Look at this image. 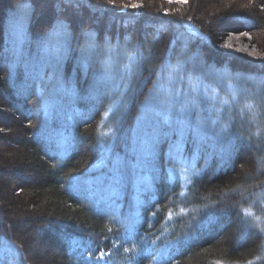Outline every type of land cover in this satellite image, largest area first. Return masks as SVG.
I'll list each match as a JSON object with an SVG mask.
<instances>
[{"label": "trees", "instance_id": "1", "mask_svg": "<svg viewBox=\"0 0 264 264\" xmlns=\"http://www.w3.org/2000/svg\"><path fill=\"white\" fill-rule=\"evenodd\" d=\"M31 2L0 0V135L3 141L8 135L5 149H9L0 164V248L11 242L22 252L19 259L15 255L0 258V264H85L90 252L93 262L103 252L106 264H264V168L258 162L264 156V108L246 107V98L239 95L232 101L226 86L213 85L217 87V98L211 103L222 108L224 122L230 124L234 134L237 130L244 133L245 138L235 137L232 159L225 160L220 145L208 141L192 160L193 145L189 141L185 145L187 161H193L190 166L200 175H193V167L187 175L189 163L165 158L169 150L165 141L160 146V171L152 191L140 194V199L146 201L143 205L137 206V193L131 182L116 205H98L84 184L90 179L98 187L97 177L107 171L93 169L100 157L98 145L112 143L115 152L128 154L139 108L125 120L123 132L118 133L121 139L114 142L112 130L117 127L119 112L104 116L113 107L109 100L93 110V102L85 98L88 84L83 77H74L72 63L66 65L65 75L69 80L75 79L78 97L74 101L71 97H63L62 101L57 98L47 113L37 100L35 87L25 90L23 67H18L10 80L11 55L6 50L11 46L12 20L17 6ZM136 2L115 0L113 5L107 0H79L72 4L68 0H42L34 5L28 30L35 39L57 18L76 22L77 28L83 24L85 29L99 19V25L94 26L101 32L111 22L108 34L114 43L117 34L121 40L128 35L132 37L130 51L139 42L145 55L151 51L158 57L170 40L191 27L208 37L206 42L199 37L189 42L190 49L200 51L207 64L217 68L226 65L233 72L246 75H264V70L258 68V57L219 47L229 32L249 31L252 39L247 38L248 41L264 52V12L259 7L264 0H189L185 5L169 4L168 0H139L141 8L123 6ZM164 9L179 11L165 16ZM188 16L193 19L183 27L169 24L186 21ZM176 51L178 55L179 42ZM193 83L198 91H203L202 84L195 80ZM192 86L187 78L176 84L180 89ZM207 95H212L211 87ZM221 98L230 101V113L228 105H221ZM72 108L80 115L69 120ZM258 128L260 136H253L249 145L247 135ZM63 136H70L77 146L62 156L59 141ZM258 141L260 151L256 147ZM169 168L174 169L172 179ZM70 173L81 181L80 193L69 190ZM26 223L31 227L30 233L27 225L22 226ZM189 233L192 238L185 241ZM90 234L99 238L93 239ZM72 241L79 243L74 246Z\"/></svg>", "mask_w": 264, "mask_h": 264}, {"label": "snow or ice", "instance_id": "2", "mask_svg": "<svg viewBox=\"0 0 264 264\" xmlns=\"http://www.w3.org/2000/svg\"><path fill=\"white\" fill-rule=\"evenodd\" d=\"M40 2L42 0H32L30 4L17 6L10 33L11 46L6 50L11 55V59L8 60V78L13 79L17 68L23 67L26 76L25 90L35 87L37 100L47 113L57 98L62 101L63 97H71L74 101L78 97L75 79L69 80L65 75L66 65L72 63L74 77H83L88 84L85 98L93 102V110H98L99 105L109 100L113 107H110L104 116H108L109 112L113 115L119 112L117 127L112 130L114 142L121 139L118 133L123 132L125 120L131 116L134 109L139 108L136 127L129 137L128 154L115 152L112 143L98 145L100 157L93 165V169L107 171L97 177L98 187L88 188L90 195L97 198L98 205L107 204L110 207L116 205V201L125 194L129 182L136 190L137 206L143 205L146 201L140 199V194L152 191L153 183L160 171L157 166L161 157L160 146L165 141L169 143V150L164 156L172 162H187L185 145L189 141L193 145L192 160L197 158L201 147L208 141L220 145V153L225 160L232 159L236 151L235 137L238 135L245 138L244 133L237 130L234 134L230 124L224 122L222 108L211 103L217 98V87L213 85L226 86L231 93L232 101L239 95L246 98V107L251 108L255 105L264 108V75H246L242 71L233 72L226 65L217 68L207 64L200 51L191 50L189 47L193 37H199L202 42L208 40L207 35L196 28L175 36L158 57L151 51L145 55L139 42L134 45V51H130L132 37L128 35H124L121 40L120 34H117L114 43L113 36L108 34L111 22L101 32L94 26L99 25V19L85 29L83 24L77 28L76 22H66L65 19L57 18L49 29L32 39L28 24L35 13L34 5ZM74 2L79 3V0H68L69 4ZM107 2L115 4V0ZM168 3L185 5L189 0H168ZM123 6L136 9L143 5L137 0L136 3ZM259 7L264 12V3ZM163 11L165 16H169L179 9ZM192 19V16H188L186 21H169V24L183 27L190 24ZM241 38L251 40L252 35L249 31L229 32L219 47L258 57L260 60L258 68L264 70V52H257L255 45L251 46V51L245 45L236 48L234 41ZM178 42L180 51L177 55ZM33 47L35 51H32ZM156 60L159 62L153 63ZM185 78L193 85L192 88H177V82L183 83ZM194 80L203 85V91L197 90ZM210 87L212 95L208 96L207 91ZM141 96L144 97L143 100L139 99ZM220 103L228 105V112H231L228 99L221 98ZM73 115L80 113L72 108L67 118L71 120ZM253 136H260L259 128L255 133L250 132L247 135L249 145L253 142ZM76 146L70 136H63L59 141L62 156L67 155ZM256 147L257 151L261 150L260 141ZM258 162L264 168V156L259 157ZM168 171L169 179H172L174 169L169 168ZM193 175H200L194 167ZM67 180L68 188L72 192L80 193L83 190L79 178L74 179L71 173ZM148 202L150 203V200ZM190 238L192 237L189 233L184 239L187 241ZM78 243L72 241L74 246ZM0 253H2L0 258L4 259L11 255H15L17 259L22 256L19 246L11 242H5L0 248ZM103 256L104 253L101 252L97 261L93 262L90 252L85 264H106ZM217 264L222 262L217 261Z\"/></svg>", "mask_w": 264, "mask_h": 264}, {"label": "rangeland", "instance_id": "3", "mask_svg": "<svg viewBox=\"0 0 264 264\" xmlns=\"http://www.w3.org/2000/svg\"><path fill=\"white\" fill-rule=\"evenodd\" d=\"M134 2V1H133ZM188 29H190V30H192L191 29V27H189ZM234 44H235V46H236V48H239L241 45H245V46H248L249 47V51H251V46L253 45L252 43H250L249 41H248V39L247 38H241V40H239V41H234ZM226 50H230V49H226ZM256 50H257V52H259V50L256 48ZM230 51H234V50H230ZM235 52H240V51H235ZM54 109H55V107H54ZM56 109H59V108H56ZM5 113H7L6 111H4ZM8 116H9V114H6V119H5V121H8L9 120V118H8ZM5 121H4V124H5ZM2 122H3V120H2ZM1 122V123H2ZM12 135L13 134H11V133H9V136L12 138ZM5 137H3V138H5V141H3V139H2V137H1V135H0V164H2V161L4 160V158H5V156H7L8 154H9V149L7 148V149H5V146H7V143L6 142H8V135H4ZM10 139V138H9ZM12 142H13V139H10ZM14 147V146H13ZM187 163H189V166H188V168H187V172H186V174L188 175V169L189 168H191V167H193V166H190V164L191 163H193V161L192 160H190V161H187ZM17 178H20V177H17ZM84 179V178H83ZM84 182V181H83ZM82 182V183H83ZM87 182V183H86ZM84 184L85 185H87L88 187H96L95 185H94V183L92 182V181H90V179L89 180H87V181H85L84 182ZM239 190V189H238ZM89 195H90V193H89ZM91 197H93V198H95L94 196H92V195H90ZM107 205V204H106ZM20 219V221L22 220V218L20 217L19 218ZM27 225V228H29V224H24V225H22V226H26ZM22 229H25V227L24 228H22ZM31 227L28 229V233H30L31 232ZM91 238H93V239H96V238H99L98 236H95V235H93V234H90L89 235Z\"/></svg>", "mask_w": 264, "mask_h": 264}]
</instances>
